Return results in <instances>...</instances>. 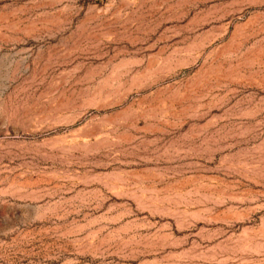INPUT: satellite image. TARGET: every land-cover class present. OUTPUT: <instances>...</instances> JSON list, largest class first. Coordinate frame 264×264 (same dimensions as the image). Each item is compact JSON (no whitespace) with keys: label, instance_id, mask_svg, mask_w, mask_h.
<instances>
[{"label":"rangeland","instance_id":"rangeland-1","mask_svg":"<svg viewBox=\"0 0 264 264\" xmlns=\"http://www.w3.org/2000/svg\"><path fill=\"white\" fill-rule=\"evenodd\" d=\"M0 264H264V0H0Z\"/></svg>","mask_w":264,"mask_h":264}]
</instances>
